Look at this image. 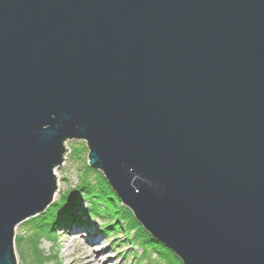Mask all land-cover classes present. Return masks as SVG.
Returning <instances> with one entry per match:
<instances>
[{"label": "water", "instance_id": "95a60500", "mask_svg": "<svg viewBox=\"0 0 264 264\" xmlns=\"http://www.w3.org/2000/svg\"><path fill=\"white\" fill-rule=\"evenodd\" d=\"M69 139L182 264H264V0H0V264Z\"/></svg>", "mask_w": 264, "mask_h": 264}, {"label": "rangeland", "instance_id": "374dc122", "mask_svg": "<svg viewBox=\"0 0 264 264\" xmlns=\"http://www.w3.org/2000/svg\"><path fill=\"white\" fill-rule=\"evenodd\" d=\"M64 146L65 152L63 154V161L55 168L56 177L59 181L60 193L52 199L48 207H50L51 204H53L52 207H54V204H58L61 198L66 197L68 193H73L84 207L85 219L90 221L89 224L94 225L95 231L104 237L101 245L102 247L104 245L109 247L108 253L111 255L110 258H112L111 260L115 264H182L181 260L168 248L167 249L174 254V257L171 256L170 259V254L167 253L168 256H166L160 251L159 253L157 250L159 248L156 245H152L148 242L139 244L138 238L136 237L139 232L138 228L143 231L147 237L150 239L152 238L136 220L132 211L123 205L120 200L117 201L116 210L119 220H115L116 217H113L115 221L111 223L107 216H99L93 213L90 209V201L83 196V193L78 187L86 181L94 184L97 181L96 178L101 179L100 177L104 178V176L101 171L95 170L88 165V148L84 140L69 139L66 140ZM120 208L124 209V211L126 210V213L124 214ZM32 219H34V217L19 223L15 227L14 253L17 264H33L38 259L45 264H62V262L67 259L69 250L70 252L76 250L77 245L74 244V241L84 236V233H80L78 230L71 228H66L67 230H64L60 227L58 228L60 231L52 232L38 239L36 246L34 242L35 238L28 228ZM129 219L137 226L131 225L132 227H129L126 223L127 221L129 222ZM115 223L119 224V228L114 226ZM110 227H112L111 230ZM61 229L63 231H61ZM127 229H129L128 237L125 236V231H128ZM62 232L66 234L63 238L60 235ZM132 241L134 244H132ZM159 244L160 243H158V245Z\"/></svg>", "mask_w": 264, "mask_h": 264}, {"label": "trees", "instance_id": "16d2710c", "mask_svg": "<svg viewBox=\"0 0 264 264\" xmlns=\"http://www.w3.org/2000/svg\"><path fill=\"white\" fill-rule=\"evenodd\" d=\"M101 179H97V181L94 184H91L90 182H84L80 185L79 190L83 193V196L88 198L90 201V209L93 213L101 216H107L110 219V222L112 223L116 219H118V214L116 213L117 210V201L119 200L118 197L115 195L113 191H111L109 185L107 184V181L104 180L103 177H100ZM58 204H51L50 207H48L43 213L37 215L30 221L29 229L32 232V236L35 238L34 242L37 246V240L40 239L42 236H47L50 233L53 232L52 227L62 223L67 222L68 218L70 217L71 210L73 209L71 207L72 203H78L81 204V202L74 196L73 193H68L66 197L61 198V201H58ZM124 214L126 213V210L120 208ZM113 217H116L115 220ZM125 218V216H124ZM129 227H132L131 225H136L135 223L131 222L129 219V222H126ZM58 224V225H59ZM114 226H117L119 228V224L115 223ZM137 226V225H136ZM135 226V227H136ZM113 227V225H112ZM110 227V230L111 228ZM126 232V235L129 236V229ZM138 234L136 237L138 238L139 244L142 242H148L152 245L158 246L159 249L158 252L164 253L166 256L170 254L169 259L174 257V254L170 252L167 248H165L163 245H158L155 241L153 242L152 239L147 237L143 231H141L138 228ZM51 237V236H49ZM137 241L136 239H134ZM143 240V241H142ZM134 241V243H135ZM145 247V246H144ZM147 250V249H146ZM148 251V250H147ZM159 252V253H160ZM168 253V254H167ZM170 261V260H169ZM33 264H45L44 262H40V260H36Z\"/></svg>", "mask_w": 264, "mask_h": 264}, {"label": "bare ground", "instance_id": "6f19581e", "mask_svg": "<svg viewBox=\"0 0 264 264\" xmlns=\"http://www.w3.org/2000/svg\"><path fill=\"white\" fill-rule=\"evenodd\" d=\"M56 177L55 169L53 170ZM56 181V191L53 195V199L58 196L60 193L59 190V181L58 178H55ZM73 208L70 213V217L67 222L62 224H57L52 227L53 232L60 231L58 228L67 230L66 228H71L78 230L80 233H84L82 238H77L74 241V244L77 245V248L74 252L68 253L67 259L62 262V264H115L111 260V255L109 252L108 246L101 245V242L104 240V237L97 231H95L94 225L89 224L90 221H87L84 217V207L82 204L77 202L71 204ZM61 229V231H63ZM63 238L66 234L62 232L60 234ZM101 246V247H100ZM100 257V258H99ZM99 258V259H98Z\"/></svg>", "mask_w": 264, "mask_h": 264}]
</instances>
